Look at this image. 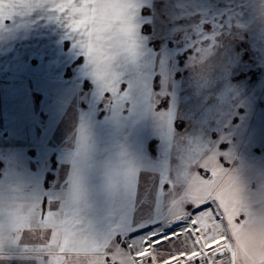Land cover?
<instances>
[{
	"label": "snow or ice",
	"instance_id": "6c2138e0",
	"mask_svg": "<svg viewBox=\"0 0 264 264\" xmlns=\"http://www.w3.org/2000/svg\"><path fill=\"white\" fill-rule=\"evenodd\" d=\"M26 2L29 15L57 8L72 11L63 18L47 16L44 31L0 22V161L8 166L6 174L16 177L20 167L40 170L47 159L48 175H53L60 140L71 141L75 151H65L63 159L73 164L72 189L87 196L90 161L97 160L104 181L101 191L110 192L115 188L106 155L110 147L120 148L141 167L155 168L163 161L152 159L157 148L152 137L160 138L164 155L175 121H181L175 125L179 127L186 120L208 124L212 116L219 142L230 145L223 153L226 160L240 162L232 169L241 205L236 216L248 214L251 193L244 170L264 160V122L256 124L257 115L264 116V33L250 51L236 49L233 27L247 30L252 23L251 18L240 22L246 16L244 0H121L118 23L99 11L111 0ZM250 2L253 18L264 16V0ZM194 17L199 19L192 22ZM158 20L166 27L159 34ZM205 41L210 43L202 47ZM213 49L222 50L226 63L218 74L210 65L208 78L198 66L215 54ZM206 89L215 90L216 103L208 104L213 94L202 95ZM143 119L151 120L150 133L137 129ZM241 146L248 152H239ZM209 207L204 203L193 212ZM238 233V243H252L250 228L241 225ZM119 235L117 264H132L133 259L144 264L145 258L151 262L157 257L166 241L177 238L179 228L155 232L152 224L121 225ZM226 239H214L205 247L210 251ZM125 241L130 254L122 250ZM165 256V264H213V259L222 264L223 252L209 258L199 241L189 239L176 254L159 252V258Z\"/></svg>",
	"mask_w": 264,
	"mask_h": 264
},
{
	"label": "rangeland",
	"instance_id": "374dc122",
	"mask_svg": "<svg viewBox=\"0 0 264 264\" xmlns=\"http://www.w3.org/2000/svg\"><path fill=\"white\" fill-rule=\"evenodd\" d=\"M244 4L246 16L240 22L248 23L251 18L252 23L247 30L233 27L232 33L236 37L233 43L237 50L250 51V45L264 33V16L256 14L253 18L250 0H244ZM123 7L121 0H111L99 11L118 23ZM68 11L72 9L57 8L46 14L36 11L29 15L26 0H0V22L12 26L30 24L39 31H44L41 26L46 23L47 16L63 18ZM159 11L157 5V13ZM41 16L44 19H40ZM198 19L194 17L192 22ZM156 27L158 34L166 31L159 20ZM23 35L21 30L19 36ZM176 39L179 41L180 37ZM222 39L228 42L227 38ZM209 43L205 41L201 46L207 47ZM18 48L22 49L23 45ZM213 52L215 54L204 65L198 66L208 78H211L210 65L215 66L218 74L226 63L222 50L213 49ZM232 83L239 84L240 81L233 79ZM214 92L207 89L202 92V95L213 94L209 105L216 103ZM185 111L186 107L182 105L180 112ZM262 122L264 116L258 114L257 126ZM180 123V120L175 121V125ZM150 125V119H143L137 129L150 133ZM175 125L165 145L166 154H161L160 138L152 137L157 145L156 151L151 153L152 159L163 161L155 168L141 167L130 155L121 154L120 148L110 147L106 155L115 184L110 192L101 191L104 181L97 160L90 161L93 167L89 173L87 196L72 189L73 164L63 159V153L75 151V146L71 141L64 143L59 137V148L55 153L59 159L51 176L48 175L47 159L40 170L35 166L31 170L20 167L16 177L6 174L8 166L0 161V264H117L115 250L121 247V225L139 227L142 224H152L155 232L167 231L169 226L184 232L172 243L166 241L157 250V257L151 262L145 258L144 264H164L167 257L159 258V252L176 254L185 248L189 239L199 241V247L209 252L211 258L217 251L227 250V256L220 259L222 264H264V160L256 167L244 170L251 198L247 202L248 214L242 212L237 217L236 210L241 205L232 169L240 162L229 163L223 155L230 145L220 143L219 133L212 130L218 127L214 117L210 116L208 124L186 120L183 127ZM69 132L71 127L65 135ZM256 139H259L258 135ZM238 151L248 152L243 146ZM204 203L211 207L193 212ZM241 225L250 228L251 244L248 241L238 243ZM200 226L204 227L203 233L198 230ZM221 237L227 239L217 248L206 249L207 244ZM228 243L233 247V257ZM122 250L130 254L126 241ZM213 260V264H217ZM132 264H136L135 259Z\"/></svg>",
	"mask_w": 264,
	"mask_h": 264
},
{
	"label": "bare ground",
	"instance_id": "6f19581e",
	"mask_svg": "<svg viewBox=\"0 0 264 264\" xmlns=\"http://www.w3.org/2000/svg\"><path fill=\"white\" fill-rule=\"evenodd\" d=\"M197 226H198V225H197ZM198 230H199L200 233H203V232H204V227H201V226H200ZM183 234H184V232L181 231V230H179V235H178V236L183 235ZM148 235H149L148 233L145 234L146 239H147V236H148ZM228 244H229V245H228V249L231 248V250L229 249V250H230V256L233 257V256H234V255H233V253H234V252H233V247H230V245H231L230 243H228ZM150 249H151V248L146 249V251H148V252L150 253ZM231 252H232V253H231ZM164 264H165V263H164Z\"/></svg>",
	"mask_w": 264,
	"mask_h": 264
},
{
	"label": "water",
	"instance_id": "95a60500",
	"mask_svg": "<svg viewBox=\"0 0 264 264\" xmlns=\"http://www.w3.org/2000/svg\"><path fill=\"white\" fill-rule=\"evenodd\" d=\"M220 252H223V256H221V257L219 258V260L222 259V258H225V257L227 256V254H228L227 250H225V249L220 250ZM214 255H215V254H214Z\"/></svg>",
	"mask_w": 264,
	"mask_h": 264
},
{
	"label": "built area",
	"instance_id": "2783aa9c",
	"mask_svg": "<svg viewBox=\"0 0 264 264\" xmlns=\"http://www.w3.org/2000/svg\"><path fill=\"white\" fill-rule=\"evenodd\" d=\"M209 258H211V257H209ZM214 261V260H213Z\"/></svg>",
	"mask_w": 264,
	"mask_h": 264
}]
</instances>
